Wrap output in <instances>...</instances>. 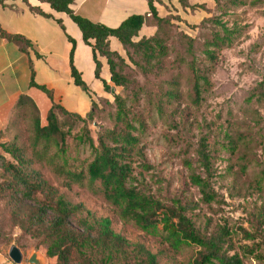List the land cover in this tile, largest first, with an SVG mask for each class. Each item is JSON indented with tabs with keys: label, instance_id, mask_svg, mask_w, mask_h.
I'll return each instance as SVG.
<instances>
[{
	"label": "rangeland",
	"instance_id": "1",
	"mask_svg": "<svg viewBox=\"0 0 264 264\" xmlns=\"http://www.w3.org/2000/svg\"><path fill=\"white\" fill-rule=\"evenodd\" d=\"M154 5L164 22L157 27L149 16L140 34H156L166 48V57L158 66L140 69L144 65L140 53L131 47L120 50L124 62H118L119 72L130 84L111 89L125 98L127 108L143 123L139 133L143 157L142 160L135 158L136 172L140 170L139 162L149 165L148 170H141L143 181L148 191L166 199V203L173 197L197 202L199 194L189 184V170L184 161L189 160L195 166L197 142L200 136H206L215 173L212 187L218 198L214 203L199 204V209L189 215L195 225L207 233L213 232L218 225L227 226L232 231L231 251L240 253L241 247L257 243L261 244L258 251L263 252L264 0H155ZM145 11V0L118 2L113 15L117 23L114 24L131 13L144 15ZM90 14L94 20L103 22L102 3H97ZM221 26L230 30V43L219 48L208 46L215 33L223 35ZM69 27L76 39L77 26L73 23ZM111 47L120 49L114 38ZM206 48L214 51L213 60L205 59L203 51ZM79 49L73 65L92 89L95 108H91L93 117L85 126L96 144L101 131L114 127L115 106L112 94L101 92V82L94 76L87 48L84 47L82 52ZM192 57L209 81L198 105H193L190 100L187 64ZM106 71L102 66L100 76H106ZM36 116V111L29 106L20 112L0 144L21 148L31 161V168L58 195L71 204H81L84 211L76 218L86 216V211L92 219L107 217L114 232L129 242L143 244L156 254L158 264H189L193 260L196 247H186L178 252L170 250L159 239L144 235L131 223L123 222L117 209L86 184L67 185L46 159L35 156L32 137ZM57 117L59 127L65 133L70 164L76 169L85 167L91 153L86 145L78 144L76 140L84 124L59 113ZM54 152L55 148L51 146L48 155ZM1 157L11 160L0 148ZM5 179L0 168V183ZM31 207L32 204L17 203L8 194L0 198V247L17 246L24 260L32 253L43 260L44 245L20 226ZM237 227L255 233L256 238L253 241L241 238L240 234L233 233ZM243 263L264 264V257H247Z\"/></svg>",
	"mask_w": 264,
	"mask_h": 264
},
{
	"label": "trees",
	"instance_id": "2",
	"mask_svg": "<svg viewBox=\"0 0 264 264\" xmlns=\"http://www.w3.org/2000/svg\"><path fill=\"white\" fill-rule=\"evenodd\" d=\"M60 13H65L78 27L82 40L91 50L94 63V76L100 80L105 93L113 96L115 111L113 115L114 127L101 131L96 144L88 134L86 121L91 120L93 112L90 110L84 117L70 113L60 106L53 104L46 113L44 122L38 117L33 119V154L38 158L46 159L52 165L67 185H87L92 192L100 194L105 201L117 209L119 218L125 223H131L144 235L150 236L165 243L168 248L178 252L186 247H196V256L189 264H244L247 257L262 258L264 251H258L261 244L241 247V251H231L232 231L225 225L207 233L197 227L189 215L199 209V204L217 202L218 194L212 187L215 177L213 156L209 150L207 137L200 136L196 149L195 161L185 160L189 170V184L195 187L199 200L182 201L173 197L161 199L147 189L143 181L142 171L149 169L144 161L138 163V172L134 167L135 158L142 160V151L139 146V133L143 130L142 121L127 108L125 98L114 94L113 87H127L130 81L119 72L118 62L123 63L122 54L111 49L110 39L118 41L121 50L133 48L141 54L144 65L140 69L158 66L162 58L166 57V48L156 34L144 36L140 34L147 19L151 17L159 27L164 18L157 14L155 0H146L147 13L131 14L117 27L110 28L94 23L70 8L72 0H38ZM3 0H0V4ZM29 9L45 17H51L37 6ZM223 35L215 33L208 46L219 48L229 44L231 32L221 26ZM1 35L28 45V41L20 36H12L1 32ZM70 52V71L73 82L83 91L90 92L88 86L81 79V75L73 65L74 41ZM21 46V48H22ZM207 60L214 59V51L206 48L203 51ZM100 58L106 61L109 80L100 77ZM190 78V100L198 105L202 100L203 92L208 88V78L201 71L195 58L187 64ZM34 85L33 80L30 82ZM47 92L44 87H40ZM173 95V93H172ZM92 110L95 104L91 101ZM72 117L84 124L80 134L76 135L78 144L86 145L91 153V159L85 167L74 168L66 154L65 133L60 129L57 116ZM37 114V113H36ZM54 146L55 152L48 155L49 149ZM0 148L11 160L0 159V168L6 179L0 183V198L6 194L16 199L17 203L32 204L21 228L39 239L45 247V256L53 258L54 264H158L157 256L141 243H132L122 235L114 232L107 217L92 219L88 211L86 216H76L84 211L81 204H71L56 190L43 180L40 174L31 168V161L25 157L21 148L14 144H0ZM142 170V171H141ZM240 234L241 238L253 241L255 233H249L237 227L233 233ZM264 245V239L262 241ZM2 248V247H0Z\"/></svg>",
	"mask_w": 264,
	"mask_h": 264
},
{
	"label": "crops",
	"instance_id": "3",
	"mask_svg": "<svg viewBox=\"0 0 264 264\" xmlns=\"http://www.w3.org/2000/svg\"><path fill=\"white\" fill-rule=\"evenodd\" d=\"M122 1L72 0L70 8L75 14L94 23L114 28L129 15L135 14L131 13L118 24H114L117 23V20L113 18V15L116 14L117 3L121 4ZM99 2L102 3L103 22L94 20L90 14ZM29 6H37L42 12L50 14L51 17L34 13L29 9ZM147 10L146 3L144 14L147 13ZM73 23L65 13L55 12L48 4L38 0H3L0 4V141L6 135V131L10 129L14 118L28 106L36 111L39 121H44L46 113L53 104L81 117L91 110V87L87 85L90 92L83 91L74 84L71 76L70 52L72 44L69 38L74 40L75 37L69 26ZM1 32L20 36L28 41V45L22 46L1 35ZM77 40L72 60L77 50L80 48L79 50L82 52L85 47L92 61L91 50L84 44L80 30L74 41ZM111 49L113 48L111 47ZM120 50L121 47L119 50L116 49L118 52ZM100 63L101 67L105 66L107 70L106 76L100 77L108 81L109 74L105 59L100 58ZM92 64L94 73L93 61ZM78 72L81 75L80 70ZM31 80L34 85L30 84ZM40 87H44L50 95ZM8 250L9 247L0 248V264H16L8 257ZM54 262L53 258L45 256L42 264H54ZM19 264L29 263L22 259Z\"/></svg>",
	"mask_w": 264,
	"mask_h": 264
},
{
	"label": "water",
	"instance_id": "4",
	"mask_svg": "<svg viewBox=\"0 0 264 264\" xmlns=\"http://www.w3.org/2000/svg\"><path fill=\"white\" fill-rule=\"evenodd\" d=\"M8 257L16 264H19L23 259V255L17 246L9 247ZM26 260L29 264H42L43 263L42 259L37 258L36 253H32Z\"/></svg>",
	"mask_w": 264,
	"mask_h": 264
}]
</instances>
